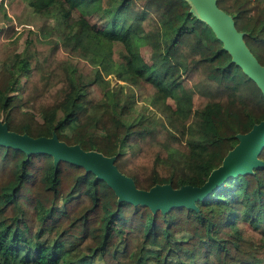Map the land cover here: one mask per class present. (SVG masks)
I'll return each instance as SVG.
<instances>
[{
	"label": "trees",
	"instance_id": "1",
	"mask_svg": "<svg viewBox=\"0 0 264 264\" xmlns=\"http://www.w3.org/2000/svg\"><path fill=\"white\" fill-rule=\"evenodd\" d=\"M217 5L264 65V0ZM0 62L10 131L114 156L139 189L203 185L236 135L264 119L261 89L185 0H5ZM111 74L151 85L172 130L123 121ZM190 124L199 135L184 141ZM195 205L153 211L120 201L82 166L0 144V264H264V167L228 177Z\"/></svg>",
	"mask_w": 264,
	"mask_h": 264
},
{
	"label": "water",
	"instance_id": "2",
	"mask_svg": "<svg viewBox=\"0 0 264 264\" xmlns=\"http://www.w3.org/2000/svg\"><path fill=\"white\" fill-rule=\"evenodd\" d=\"M190 12L209 25L216 37L222 41L232 61L255 81L264 95V65H261L244 42V33L235 27L233 17L220 9L217 0H185ZM238 143L213 169L201 186L182 185L173 188L170 184H156L149 189H139L134 180L119 171L116 158L97 151H85L79 145H69L51 137H31L10 131L0 120V144L22 149L26 153L44 152L51 154L55 164L60 160L82 166L103 179L115 192L118 200L149 206L153 211H168L172 207L186 206L195 209V202L206 197L219 187L228 177L251 173L253 169L264 167L259 154L264 147V119L254 124L246 133L236 135Z\"/></svg>",
	"mask_w": 264,
	"mask_h": 264
},
{
	"label": "rangeland",
	"instance_id": "3",
	"mask_svg": "<svg viewBox=\"0 0 264 264\" xmlns=\"http://www.w3.org/2000/svg\"><path fill=\"white\" fill-rule=\"evenodd\" d=\"M90 22H98L99 20L96 17H90ZM49 23L55 24L53 17H49ZM72 23V22H70ZM70 24H63L60 31L56 32L55 36L60 37L61 34L67 31V26ZM19 29V28H18ZM20 35L17 39V42L14 44V47L17 48V51H22L25 47V39L27 36V31L24 29L19 30ZM140 54L145 63H150V49L148 46H142L140 48ZM114 60H118L117 55L113 57ZM2 62H0V67ZM106 79L109 80L110 88L121 96L125 102V108L119 109L118 113L123 121L127 124H132L136 122H141L145 127H154L158 123L167 128H172L169 126L166 112L161 110L158 106L154 105L149 99V94L153 91V88L149 84H138L133 85L129 82L121 81L117 79L115 74L106 76ZM23 82L24 78H20ZM1 120V119H0ZM174 131V130H173ZM187 133L184 135L183 140H196V136L199 135L198 130L193 127L191 124L188 125ZM176 133V132H175ZM177 134V133H176ZM178 238H184L185 236L179 234ZM93 264H102L99 261H95Z\"/></svg>",
	"mask_w": 264,
	"mask_h": 264
},
{
	"label": "built area",
	"instance_id": "4",
	"mask_svg": "<svg viewBox=\"0 0 264 264\" xmlns=\"http://www.w3.org/2000/svg\"><path fill=\"white\" fill-rule=\"evenodd\" d=\"M0 5H5V0H0Z\"/></svg>",
	"mask_w": 264,
	"mask_h": 264
}]
</instances>
